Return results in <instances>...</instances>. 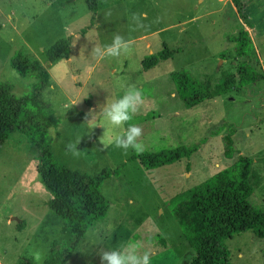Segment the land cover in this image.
I'll use <instances>...</instances> for the list:
<instances>
[{
    "label": "rangeland",
    "instance_id": "1",
    "mask_svg": "<svg viewBox=\"0 0 264 264\" xmlns=\"http://www.w3.org/2000/svg\"><path fill=\"white\" fill-rule=\"evenodd\" d=\"M243 15L247 24L230 0H98L94 26L80 35L92 17L84 0H0V84L9 86L15 97L29 94L36 77L20 75L12 60L19 55L37 61L51 79L40 102L59 121L58 133L50 130L48 135L52 157L90 177L106 168L119 170L101 186L109 206L105 217L87 230L67 264H101V250L129 243L139 244L141 253L149 251L152 264H189L194 251L170 213V201L239 155L255 158L252 170L260 183L250 202L264 211V79L192 108L184 106L171 79L187 68L203 80L213 76L216 81L220 71L235 73L229 39L241 27L264 76V0H251ZM115 34L132 42L130 52L98 59L93 49L110 44ZM68 37L69 59L48 64L45 51ZM164 46L172 52L170 58L144 71L143 60ZM129 86L144 96V105L129 122L143 129L144 150L102 149L99 138L105 129L93 126L104 123L106 102L122 97ZM231 125L235 155L228 160L224 137ZM69 143L79 155L68 150ZM194 146L198 149L189 159L153 170L133 159ZM39 155L19 132L0 147V264H43L52 233L60 227L49 213L50 195L36 172ZM13 218L24 223L23 230ZM222 245L230 264H264V239L251 231L234 234Z\"/></svg>",
    "mask_w": 264,
    "mask_h": 264
},
{
    "label": "trees",
    "instance_id": "2",
    "mask_svg": "<svg viewBox=\"0 0 264 264\" xmlns=\"http://www.w3.org/2000/svg\"><path fill=\"white\" fill-rule=\"evenodd\" d=\"M250 1L230 0L245 24L243 11ZM84 2L92 17L90 25L82 29L80 35L94 26V15L98 9V0ZM229 42L234 44L235 73L220 71L216 81H213V76L200 79L189 68L171 75L185 107L192 108L264 79L263 73L254 64V49L247 30L241 27ZM71 43L72 37L55 42L45 51L47 63L68 60ZM171 54L164 46L161 53L143 60V70L154 68L160 61L170 58ZM225 54L221 53L220 57L224 59ZM12 66L20 75L33 74L36 82L32 91L22 97H15L9 86L0 84V147L9 135L19 132L40 150L36 172L40 184L50 195L47 202L49 213L60 226L52 233L53 241L49 244L43 264H67L80 247L87 230L105 217L109 206L101 194V186L111 176H117L119 170L106 168L97 176L90 177L61 166L52 157L48 139L50 130L58 133L59 121L39 99L51 85L50 75L37 61L19 55L13 58ZM230 127L224 137V157L228 160L235 155L231 139L233 125ZM197 149L196 146L180 147L167 152L145 153L140 158L134 155L133 159H138L145 169L153 170L189 159ZM253 160L255 158L239 155L231 165L170 201V213L194 251L189 264H230L229 252L222 241L234 234L251 231L255 237L264 239V211L250 202L260 183V178L252 170ZM17 228L23 230L24 223H17ZM56 236L60 239L57 240ZM44 241L47 239L44 238Z\"/></svg>",
    "mask_w": 264,
    "mask_h": 264
},
{
    "label": "clouds",
    "instance_id": "3",
    "mask_svg": "<svg viewBox=\"0 0 264 264\" xmlns=\"http://www.w3.org/2000/svg\"><path fill=\"white\" fill-rule=\"evenodd\" d=\"M131 43L125 37L115 34L110 44L105 45L103 48L95 47L93 52L100 60L119 58L130 52ZM143 105L144 96L134 86H129L122 97L106 102L101 111L104 123L93 126V129L97 126L105 129L103 135L99 138V143L103 145L102 149L114 145L125 153L129 149L134 150L136 153L143 152L144 147L140 142L143 129L136 124L129 123ZM125 125H127L126 128ZM77 143H80V141H77ZM67 148L72 151L73 155H79L75 144L69 143ZM140 247L139 244L129 243L111 250H101L99 253L101 264H152L151 253L147 250L141 253Z\"/></svg>",
    "mask_w": 264,
    "mask_h": 264
},
{
    "label": "water",
    "instance_id": "4",
    "mask_svg": "<svg viewBox=\"0 0 264 264\" xmlns=\"http://www.w3.org/2000/svg\"><path fill=\"white\" fill-rule=\"evenodd\" d=\"M13 219H14V221H15V222H17V223L19 222V220H18V219H16V218H13Z\"/></svg>",
    "mask_w": 264,
    "mask_h": 264
}]
</instances>
